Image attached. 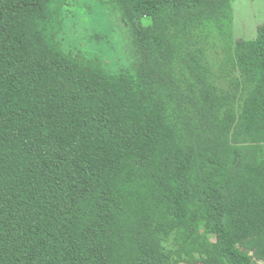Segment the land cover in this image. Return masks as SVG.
I'll return each mask as SVG.
<instances>
[{
	"label": "trees",
	"instance_id": "obj_1",
	"mask_svg": "<svg viewBox=\"0 0 264 264\" xmlns=\"http://www.w3.org/2000/svg\"><path fill=\"white\" fill-rule=\"evenodd\" d=\"M95 1L126 67L61 48L69 0H0V264L264 263V23Z\"/></svg>",
	"mask_w": 264,
	"mask_h": 264
},
{
	"label": "rangeland",
	"instance_id": "obj_2",
	"mask_svg": "<svg viewBox=\"0 0 264 264\" xmlns=\"http://www.w3.org/2000/svg\"><path fill=\"white\" fill-rule=\"evenodd\" d=\"M232 6L235 38H255L257 27L264 23V0H237ZM59 16L63 32L58 41L64 51L80 52L89 58L99 56L113 70L127 66L119 32L107 16L104 3L69 0Z\"/></svg>",
	"mask_w": 264,
	"mask_h": 264
}]
</instances>
